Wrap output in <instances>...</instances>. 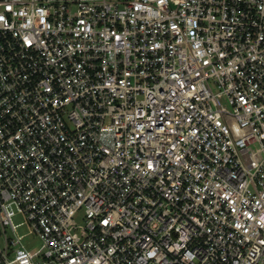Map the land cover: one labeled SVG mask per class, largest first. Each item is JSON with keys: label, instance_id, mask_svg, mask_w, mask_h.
<instances>
[{"label": "built area", "instance_id": "built-area-1", "mask_svg": "<svg viewBox=\"0 0 264 264\" xmlns=\"http://www.w3.org/2000/svg\"><path fill=\"white\" fill-rule=\"evenodd\" d=\"M0 264H264V0H0Z\"/></svg>", "mask_w": 264, "mask_h": 264}, {"label": "rangeland", "instance_id": "rangeland-1", "mask_svg": "<svg viewBox=\"0 0 264 264\" xmlns=\"http://www.w3.org/2000/svg\"><path fill=\"white\" fill-rule=\"evenodd\" d=\"M19 233L26 234L28 233V229L26 227H22L19 229ZM25 243L32 250H35L39 247V240L33 236L26 237Z\"/></svg>", "mask_w": 264, "mask_h": 264}]
</instances>
